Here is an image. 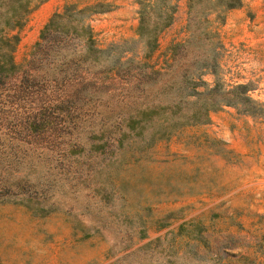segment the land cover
I'll return each instance as SVG.
<instances>
[{
  "label": "rangeland",
  "instance_id": "obj_1",
  "mask_svg": "<svg viewBox=\"0 0 264 264\" xmlns=\"http://www.w3.org/2000/svg\"><path fill=\"white\" fill-rule=\"evenodd\" d=\"M227 1L0 0L22 12L15 63L69 5L128 69L81 150L0 134L1 264H264V0ZM100 118L114 140L94 150Z\"/></svg>",
  "mask_w": 264,
  "mask_h": 264
},
{
  "label": "trees",
  "instance_id": "obj_2",
  "mask_svg": "<svg viewBox=\"0 0 264 264\" xmlns=\"http://www.w3.org/2000/svg\"><path fill=\"white\" fill-rule=\"evenodd\" d=\"M234 1L224 5L231 7ZM77 12L69 5L53 12L21 64L12 59L17 34L7 32L18 25L22 12L11 9L0 13V134L59 154L82 149L73 134H79L82 123L90 124L88 119L103 114L98 93L108 91L115 76L123 79L128 69L115 52L116 45L100 47L95 43L91 29ZM142 23L140 17L137 32L145 46L152 48L158 26L156 22L150 27ZM134 109L125 119L134 134H141L146 112ZM97 122L98 134L95 136L94 128L86 133L100 141L90 142L88 147L102 150L114 139L103 118ZM66 137L67 143L61 144Z\"/></svg>",
  "mask_w": 264,
  "mask_h": 264
}]
</instances>
